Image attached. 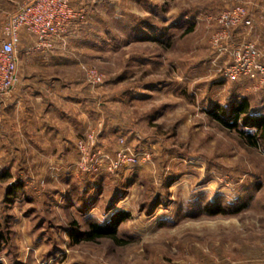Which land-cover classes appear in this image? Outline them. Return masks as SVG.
<instances>
[{
    "label": "rangeland",
    "instance_id": "rangeland-1",
    "mask_svg": "<svg viewBox=\"0 0 264 264\" xmlns=\"http://www.w3.org/2000/svg\"><path fill=\"white\" fill-rule=\"evenodd\" d=\"M23 1L0 0V40ZM73 7L54 50L28 59L29 35L19 47V76L48 82L43 106L74 134L71 150L18 155L48 156L47 167L0 178V264H264V139L254 147L213 115L231 122L222 111L247 101L264 116V0ZM118 211L130 214L117 228L124 243L82 238Z\"/></svg>",
    "mask_w": 264,
    "mask_h": 264
},
{
    "label": "crops",
    "instance_id": "crops-1",
    "mask_svg": "<svg viewBox=\"0 0 264 264\" xmlns=\"http://www.w3.org/2000/svg\"><path fill=\"white\" fill-rule=\"evenodd\" d=\"M23 37L26 38L27 35L23 34ZM28 39L32 38L28 36ZM31 51H33L32 45L30 48L28 46L24 52L28 59L32 57L30 56ZM21 64L19 67L22 66ZM43 81V78H38L37 75L20 71L19 80L13 89L0 98V176L2 177L3 175L9 176V170L13 172V168L18 165L40 164L45 167L49 165L48 156H45V160L41 157V161H38V157H18L21 150H71L70 142H73V137L69 134L70 132L74 134V130L70 126L68 131H65L67 127L63 125L64 123L63 128L60 125L59 127L54 125L60 111L56 106L49 107L48 104L43 106L47 103L49 95L53 94L46 85L48 82ZM63 99L66 100L67 97ZM63 139L66 141L64 142ZM74 160L76 159L64 160L59 157L51 162H56L59 166L68 165L70 167L75 163ZM59 171L56 172V180L67 177L63 173L64 169ZM43 174L47 181H52L53 174H49L46 170Z\"/></svg>",
    "mask_w": 264,
    "mask_h": 264
},
{
    "label": "built area",
    "instance_id": "built-area-1",
    "mask_svg": "<svg viewBox=\"0 0 264 264\" xmlns=\"http://www.w3.org/2000/svg\"><path fill=\"white\" fill-rule=\"evenodd\" d=\"M74 1L24 0L7 19L0 40V98L7 95L19 80V47L23 34L34 39V50L43 54L54 50L66 27L78 17Z\"/></svg>",
    "mask_w": 264,
    "mask_h": 264
},
{
    "label": "trees",
    "instance_id": "trees-1",
    "mask_svg": "<svg viewBox=\"0 0 264 264\" xmlns=\"http://www.w3.org/2000/svg\"><path fill=\"white\" fill-rule=\"evenodd\" d=\"M219 108V107H218ZM233 111H222L228 112L229 115L232 116V121L228 122L225 121L222 117L223 114L221 111L213 112V115L215 118H217L221 123L226 125L229 128L237 129L240 135L246 139L250 145L254 147H259V138L264 139V116L252 114V111L249 110V105L247 101H242L236 104V106L232 107ZM218 110V109H217ZM242 115V117H241ZM242 121V123H240ZM239 124L243 126L242 129L239 128ZM246 127H253L255 128L254 132H247L245 130ZM4 174V173H3ZM5 177V175H3ZM0 176V178H3ZM22 184L16 185L11 184L10 185V192L11 194H15L19 191ZM92 188V187H90ZM90 188L85 190V193L90 190ZM86 205V204H85ZM225 212L220 206L215 210L211 211V213H223ZM130 216V214L126 211H118L115 213L112 218L107 223H101L98 221H91L88 224V230L82 233V238L87 241H96L101 238H109L117 243H124L118 235H117V228L119 224L127 219ZM76 234V233H75ZM72 234V237H74L76 240L78 239V234L75 235Z\"/></svg>",
    "mask_w": 264,
    "mask_h": 264
}]
</instances>
